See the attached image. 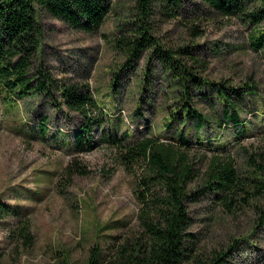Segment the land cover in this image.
<instances>
[{
  "label": "rangeland",
  "instance_id": "obj_1",
  "mask_svg": "<svg viewBox=\"0 0 264 264\" xmlns=\"http://www.w3.org/2000/svg\"><path fill=\"white\" fill-rule=\"evenodd\" d=\"M136 2L113 0L103 25L92 33L76 31L39 12L42 38L31 69L42 68L63 84L87 85L99 102L114 101L109 117L121 121L119 134L147 137L145 123L159 126L165 105L172 102L166 101V85L155 74H150V91L141 92L146 69H153L147 53L127 71L126 59L114 47L119 28L135 13ZM200 10L195 13L187 6L176 18L157 14L152 19L155 37L166 48L189 44L193 23L189 14H194L201 30L197 42L203 45L200 54L205 59L201 75L214 83L252 84L258 93L245 101L240 112L244 132L238 133L240 127L232 124L213 127L202 145L190 140V148L183 149L194 174L182 202L189 223L186 233L197 241L194 256L198 260L209 261L224 253L226 264H264V226H260L264 204L228 212L206 192L200 195L214 158L231 160L241 176L251 173L253 160L263 164L264 47L254 49L253 38L264 33V20L251 24L237 16ZM216 43L221 52L212 54L209 50ZM117 72L121 73L120 86L112 91L110 82ZM51 99L49 94L18 99L0 89V204L20 211L0 215V264H86L93 248L98 249L102 263L108 264L122 245L148 238L145 222L158 223L155 212L164 207L160 200L166 192L150 179L145 163L124 165L120 152L104 143L74 156L61 136H71L80 119ZM202 106L211 114L208 105ZM138 107L147 122L133 116ZM43 126L44 137L40 135ZM153 134L164 143L171 138H165L157 127ZM94 136L98 139V132ZM74 157L89 173L72 177L65 186L64 168ZM23 226L28 239L22 236ZM235 242H252L256 248L244 247L231 254Z\"/></svg>",
  "mask_w": 264,
  "mask_h": 264
},
{
  "label": "trees",
  "instance_id": "obj_2",
  "mask_svg": "<svg viewBox=\"0 0 264 264\" xmlns=\"http://www.w3.org/2000/svg\"><path fill=\"white\" fill-rule=\"evenodd\" d=\"M112 1H0V89L18 99L51 95V102L80 119L71 136H61L63 144L67 143L74 156L91 152L104 143L120 152L124 165L145 163L151 174L150 179L165 190L166 198L160 200L164 207L155 212L158 223L145 222L148 238L136 244L122 245L108 264H226L228 256L224 253H218L209 261H201L194 256L197 241L193 234L186 233L188 217L182 210L187 185L194 174L183 149L190 148V140L202 145L213 127L226 128L232 124L240 127L238 133L244 132L240 112L245 101L256 97L258 92L252 84L233 86L226 82L214 83L201 75L205 59L200 54L203 45L197 42L201 32L199 24H195L197 16L189 14L193 19L189 28L192 37L189 44L172 48L164 47L155 37L152 19L157 14L176 18L188 6L195 13L208 9L223 17L237 16L244 22L257 24L264 20V0H137L135 13L130 21L119 28L114 47L126 59L124 69L127 71L142 54L147 53L149 66L153 69H146L140 81L141 92L150 91L153 84V81H149L152 79L150 74H155L166 85V101L172 102L165 105L159 126L145 123L149 134L147 137L141 133L134 136H130L129 132L119 134L121 121L109 117V113L115 109L114 101L99 102L87 85L63 84L42 68L36 72L31 69L42 38L39 12L44 11L76 31L92 33L103 25L111 11ZM253 43L254 49H262L264 33L254 37ZM218 47L216 43L209 51L219 54L221 50ZM120 80L121 73H114L110 82L112 91L118 89ZM140 100V103H144L143 99ZM202 105H208L212 109L211 114H207ZM140 109L138 107L133 116L147 122ZM216 109L217 113L214 112ZM220 121L225 124L222 125ZM153 127L161 129L165 138L171 137L168 143L161 142L153 134ZM45 131L43 126L40 132L42 137ZM95 132L99 134L98 139L94 136ZM76 157L64 168L67 177L65 186L69 185L72 177L89 173ZM252 166L254 169L249 175L241 176L231 160L214 158L208 166L206 183L200 195L206 192L228 212L236 207L250 208L264 204V160L263 164L253 160ZM10 213L17 215L20 211L8 210L7 205L0 204V215ZM260 215L262 227L263 210H260ZM21 233L24 239H28L25 226L21 227ZM235 243L231 254L235 251L238 253L244 247L256 248L252 242L245 245ZM86 264H105L100 260L97 248L90 251Z\"/></svg>",
  "mask_w": 264,
  "mask_h": 264
},
{
  "label": "water",
  "instance_id": "obj_3",
  "mask_svg": "<svg viewBox=\"0 0 264 264\" xmlns=\"http://www.w3.org/2000/svg\"><path fill=\"white\" fill-rule=\"evenodd\" d=\"M0 1H2V0H0Z\"/></svg>",
  "mask_w": 264,
  "mask_h": 264
}]
</instances>
